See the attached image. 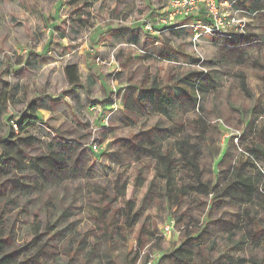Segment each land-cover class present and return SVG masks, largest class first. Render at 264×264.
<instances>
[{
	"label": "rangeland",
	"instance_id": "374dc122",
	"mask_svg": "<svg viewBox=\"0 0 264 264\" xmlns=\"http://www.w3.org/2000/svg\"><path fill=\"white\" fill-rule=\"evenodd\" d=\"M161 4L0 0V139L12 132L11 119L19 122L32 109L46 108L34 109L35 124L27 132L32 143L18 146L28 163L24 183L34 188L31 195L9 205L8 191L0 196V246L13 264H180L175 258L187 264L229 258L264 264V11L245 15L216 0L218 13L245 20L244 47L238 50L224 47L227 36L242 35L238 29L208 36L203 14L179 19L190 34L171 46L172 62L160 53L163 47L150 45L157 34L144 35L134 47L110 40L109 29L144 24ZM212 37L219 50L207 40ZM67 65L77 66L80 87L66 83ZM153 76L167 92L185 77L202 87L183 90L180 108L154 109L136 98ZM153 129L170 131L168 138L149 135ZM180 143L198 149L200 178L183 159ZM156 150L175 160L169 189L156 173L163 171ZM52 153L69 174L64 180L47 174L37 184L34 164ZM0 162L13 184L18 171L7 159ZM239 166L253 188L239 191L241 204L218 196ZM199 184L215 188V196ZM121 186L124 198L117 195ZM180 189L186 193L176 200ZM35 234L40 239L33 245Z\"/></svg>",
	"mask_w": 264,
	"mask_h": 264
},
{
	"label": "trees",
	"instance_id": "16d2710c",
	"mask_svg": "<svg viewBox=\"0 0 264 264\" xmlns=\"http://www.w3.org/2000/svg\"><path fill=\"white\" fill-rule=\"evenodd\" d=\"M75 1V0H74ZM230 6L235 12H240L244 13L245 15H253L256 12H261L264 11V0H229ZM83 8L87 6V2L82 3ZM83 9V10H84ZM202 14V13H201ZM87 13V17H88ZM203 21H206L208 23L207 19H202ZM77 22L79 23H84L82 19H78ZM246 34L242 35L240 38H244ZM63 73L65 76L66 83L70 87H80V77L78 75V69L76 65H67L63 68ZM155 82V81H153ZM200 81L196 82H191L189 79L184 83L187 88H190L192 93L197 92V90L202 87V85L199 83ZM154 84V83H153ZM87 86L92 87L93 82L91 79H88ZM245 83L243 80H241V90L243 92L246 91ZM149 94V95H148ZM147 99L149 98L150 104H152L154 93H146V94H141L140 98L141 99ZM151 108V107H150ZM32 114L31 115H24L23 118L20 119L19 122L13 121L12 119L10 120V124L12 122L16 123L17 130H14L12 125H10L11 128V133L9 134L10 138L12 139L11 142L8 144L4 145V148L2 149L3 152L5 153V159L7 161L11 162V165L14 166V172L18 171V178L13 180V184L9 181L10 177V171L8 172V169H4L3 167L0 168V186H8L10 185L11 193H20L21 195H29L31 194V191L34 189L32 185L25 184L24 183V176L27 173V164L26 161L23 160V157L20 156L22 154L21 149L18 148L20 146V143H26L27 145H30L32 143V136L27 135V132H30V130L33 128V125L35 124V112L34 109L31 110ZM198 124V129L202 132L203 127L201 124V119L199 118L197 121ZM14 131H17V134L14 135ZM170 131H166L165 129H153L151 130L148 134L149 135H155L158 134L160 136L159 139L165 140L168 138V134ZM263 137H260L261 140H264V131H261ZM22 136V137H21ZM124 145L130 146L129 142L123 141ZM153 144V143H151ZM180 146H182V152H183V159L186 161V163H189L193 167L194 175H198L200 178V174L197 173V165H198V157H199V151L197 148L192 147L190 150L186 149L184 143H180ZM131 147V146H130ZM138 147V146H137ZM9 148V150H7ZM16 149V150H15ZM16 151V153H15ZM154 159L157 162V164H161L163 166V171L157 170L156 173L158 174L159 177L163 178L165 182L166 189H169V184H170V174L172 172V169L175 167V160L174 158L170 155L168 151H159L156 150L154 151ZM10 153H13V155ZM35 171L37 173V184H41L47 181V174H51L53 178H57L59 180H64L66 178V175L69 174L68 167L65 162H58L57 157L52 155H47V156H42L37 159V163H35ZM158 168V167H157ZM41 178V179H40ZM248 182V183H247ZM250 183V178L244 176V168L243 166H239L231 171V180L228 181L227 185H225L222 189L219 190L218 196L222 199H227L229 201L233 202H238V204H241L244 202L243 198L241 195H239L240 190H245L247 192L252 191ZM36 185V183H34ZM199 190L203 191L204 193L211 194L210 192L215 191V188L213 189H208L206 185H200L199 184ZM185 191L180 189L177 196L176 200H180L184 197ZM117 195L119 198H124L125 196V187L121 186L118 187V192ZM215 196V193L213 194ZM241 202V203H239ZM125 207L126 211L129 212L132 207H131V202L127 201L125 202ZM49 232H52L51 227L48 229ZM40 239L39 235L34 236L33 239V245L34 242L38 241ZM1 244V242H0ZM197 245V244H196ZM195 245V246H196ZM176 251L173 252V256H175ZM12 255L5 254L4 248L0 246V264H13V259ZM136 259V256H135ZM134 259V261H135ZM176 262H179L180 264H187L185 261H181L178 258H175ZM32 262V261H30ZM32 264V263H30ZM223 264H246V261L243 259L239 260H232L231 258L227 259L225 263Z\"/></svg>",
	"mask_w": 264,
	"mask_h": 264
},
{
	"label": "crops",
	"instance_id": "0c3cea01",
	"mask_svg": "<svg viewBox=\"0 0 264 264\" xmlns=\"http://www.w3.org/2000/svg\"><path fill=\"white\" fill-rule=\"evenodd\" d=\"M150 1V0H149ZM227 1L229 0H224V5H226ZM162 8L160 10L158 9H153L151 11V13L148 16L147 21H145L144 24H140V25H135V27H129L128 29H109L108 32H111V38L110 40H113L116 42H129L133 47L137 46L138 44H140L141 39H143L142 37L145 35H150L151 33L153 34H157V36H155L154 39V43L150 42V45H159L161 47H163V49L160 50V53L162 52V54H164L167 57V61L172 62L173 59L176 57V53H173L172 49L175 48L174 46V42L175 41H179L182 39V37H186L190 34V30L187 24H182L179 23V19H182L184 21L183 18H173L170 17V12L172 10V7L170 6V1L169 0H163V4L160 5ZM232 9V8H231ZM233 10V9H232ZM201 12L198 11V13L196 15H192L190 17H188L187 19H195V17H198L197 15H200ZM158 19H155V18ZM192 17V18H191ZM153 19V20H152ZM150 22V23H149ZM151 22L153 23V25L151 24ZM194 33V32H193ZM197 31L194 33L192 40V44L194 42H196L194 40V38L197 36ZM114 36V39L112 38ZM210 39V44L219 50V48L221 47L220 45V41L218 39H216L215 37L212 38H208L207 40ZM188 40H190L188 38ZM200 40H202V38H200ZM199 40V42H200ZM158 41V42H157ZM208 42V41H207ZM225 48H231L234 50H238L244 47V43L243 40L240 37H236V36H231L229 35L228 38H226L225 41ZM119 44V43H118ZM149 43H147L146 45L148 46ZM172 46V49H171ZM118 47V46H116ZM165 47V48H164ZM241 80H243V78L239 77ZM146 82L149 83L147 86V89H140V93L138 95V97L136 96L137 99H139L140 101L144 102L146 101V103L148 104L149 107L154 108V109H176V108H180V103H179V97L182 96L183 94V90L186 91H190V93L192 92L190 88H187L185 86V82L188 80V78H181L178 79L176 81V83H179L178 85L170 88V91L167 92L166 90L164 91V89L161 87V85L159 84V80L157 78V76H153V77H147L146 78ZM241 80L239 81V86L241 89ZM155 81V82H153ZM191 82H193L192 80H190ZM245 83V80H243ZM154 83V84H153ZM183 86H181V85ZM246 85V84H245ZM246 87V86H245ZM184 88V89H183ZM146 93H154V97H153V103L150 104V102L148 101L149 98L145 97V99H141L140 96L141 94H146ZM149 95V94H148ZM67 97H65L66 99ZM74 101L77 103L79 102L77 99V95L73 96ZM63 99V98H62ZM125 100V98H124ZM119 103V102H118ZM123 106L124 108L126 107V103L123 102ZM34 109H46L44 106H38L37 108ZM49 109V108H48ZM14 135L17 134V131H14ZM12 139L10 138V136L8 138H2L0 139V144H8L9 142H11ZM3 145V148H4ZM3 148L0 149V161L5 160V153L3 152ZM20 149V148H19ZM7 150H9V148H7ZM16 150V149H15ZM16 153V151H15ZM13 155V153H10V155ZM50 155V154H49ZM47 156V155H46ZM28 165V163H26ZM36 164H34L35 166ZM3 167L2 162H0V168ZM4 168V167H3ZM35 171V170H34ZM29 172V171H27ZM27 174V173H26ZM1 182V181H0ZM3 189V191H0V196H4L7 191L10 194V198H6L5 203L4 204H13V200L15 199H20V197H23L24 199H26L29 195H21L20 193H11V187L10 185L8 186H0V190ZM33 235V239H34ZM1 242V241H0ZM9 255V254H8Z\"/></svg>",
	"mask_w": 264,
	"mask_h": 264
},
{
	"label": "built area",
	"instance_id": "2783aa9c",
	"mask_svg": "<svg viewBox=\"0 0 264 264\" xmlns=\"http://www.w3.org/2000/svg\"><path fill=\"white\" fill-rule=\"evenodd\" d=\"M170 6L172 7L170 12V17H172V19H185L192 15H196L198 11H200L207 17L208 24L201 28L203 29V33L208 36L225 37V31L231 27L237 28L242 35L245 33V20L237 19L233 13L230 16H224L218 13L216 0H171ZM242 35H240V37ZM197 38L198 36H196L194 40ZM226 38H228V36ZM11 125L14 130H17L16 123L12 122ZM170 229L171 227H166L165 232H169Z\"/></svg>",
	"mask_w": 264,
	"mask_h": 264
}]
</instances>
